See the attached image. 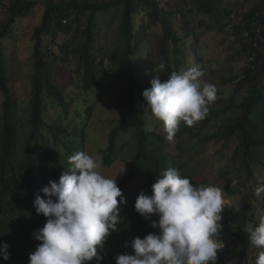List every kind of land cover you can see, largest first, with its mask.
<instances>
[{"label":"trees","instance_id":"trees-1","mask_svg":"<svg viewBox=\"0 0 264 264\" xmlns=\"http://www.w3.org/2000/svg\"><path fill=\"white\" fill-rule=\"evenodd\" d=\"M241 1L0 0L4 12L0 16V246L7 243L10 254L8 260L0 255V264H28L29 253L39 243L33 232L46 222L36 213L34 200L37 195L44 197L42 188L50 180L58 181L68 171V157L77 151L95 157L106 176L109 167L129 157L117 182L125 201L119 204L123 220L120 230L111 233L103 249L98 248L103 256L100 264H116L117 254L133 252V238L159 232L135 211L134 204L140 193L153 194L151 186L163 170L175 168L195 186L213 185L200 180V167L208 168L214 161L198 159L204 149L196 148L213 139L223 148L232 138L236 142L227 162L214 168V185L229 196L240 195L247 206L256 203L264 212V194L254 195L264 182V0H251L249 8L238 14L240 23L231 26L235 5ZM37 6L43 10L34 26ZM227 27L239 42L238 52L248 54L250 67L222 81L235 84L231 98L224 100L217 92L203 120L192 127L181 124L174 138L167 140L162 122L145 110L142 96L157 75L156 65L165 64L159 73L162 81L193 65L212 76L202 54V37L213 30L221 34ZM122 83L126 97L117 102L120 113L114 126L102 133L107 145L93 152L88 148V131L95 127L97 101ZM21 89L27 93L25 99ZM239 94L242 98L237 102ZM217 120L221 123L216 130L204 132ZM244 184L250 185L248 190H242ZM223 214L222 230L237 236L232 264L256 261L259 253L251 256L247 231L241 232L249 216L240 224L237 208L226 207ZM258 222L253 220V225ZM226 257L219 256L217 264H229Z\"/></svg>","mask_w":264,"mask_h":264},{"label":"clouds","instance_id":"clouds-1","mask_svg":"<svg viewBox=\"0 0 264 264\" xmlns=\"http://www.w3.org/2000/svg\"><path fill=\"white\" fill-rule=\"evenodd\" d=\"M164 69L163 61L156 65L157 75L142 96L147 101L145 110L162 122L166 139L171 141L181 124L192 127L206 117L218 90L202 79L205 73L198 65L172 72L162 81L159 73ZM145 131L151 129L145 127ZM67 165L68 171L58 181L50 180L42 188L44 197L37 195L34 200L36 213L46 222L33 232L39 243L29 253L28 264H89L93 260L100 264L103 256L98 248L103 249L111 233L120 230L119 204L125 201L116 178L102 174L101 163L84 151L69 156ZM151 187L153 194L140 193L134 208L159 232L133 238V252L117 254L116 264H217L218 250L223 247L220 221L226 207L221 188L195 186L175 168L163 170ZM261 194L264 182L254 193ZM247 239L264 249V215L247 230ZM0 255L9 259L7 243L0 246ZM255 264H264V251Z\"/></svg>","mask_w":264,"mask_h":264},{"label":"rangeland","instance_id":"rangeland-1","mask_svg":"<svg viewBox=\"0 0 264 264\" xmlns=\"http://www.w3.org/2000/svg\"><path fill=\"white\" fill-rule=\"evenodd\" d=\"M8 0H5L7 2ZM251 4V0L244 1L242 0L240 4L235 5V18L232 19L231 26L240 23V18L238 14H242L245 12ZM3 8L0 6V16L4 15L2 11ZM42 7L37 6L35 9V16L32 18L33 25H37L39 23ZM3 12V13H2ZM156 27L152 31H156ZM159 35V33L157 32ZM153 42L157 45L158 37L154 36ZM203 42H202V54L209 61V67L212 68L214 74L212 76H204L203 80L215 84L217 87V92L221 94V97L224 100H227L233 96V91L235 88V84L227 83L223 84L222 81L224 79L229 78L231 75L240 74L242 75L244 71L250 67L249 57L247 53H239L238 50L240 48L239 42L235 40L232 35V29L227 27L223 33L219 34L215 30L210 33L203 34ZM27 56L26 53L23 54V58ZM188 58H191V53H187ZM126 85L125 84H115L110 90L107 92H103L100 97L101 99L97 101V109L96 114L93 118L94 128L90 129L88 132V137L91 141L89 143L88 148L93 152H97L100 146H106L107 137L103 136L102 133L104 131L108 132L113 126L115 121L119 115V106L118 101L124 97H126ZM20 95L23 99L27 97V93L25 89L20 90ZM242 98V95H238L236 97V101L239 102ZM217 100V99H216ZM220 120L216 121L215 124L209 125L207 128H204V132H211L217 129V126L220 124ZM102 143V144H101ZM234 138L231 139L227 146L222 147V144L218 143L216 139L211 140L208 143H202L198 145L196 148L202 147L204 149L203 153L198 154V159L201 160H213L212 165L210 167H200L201 181H210L213 183L217 179V171L214 169L217 166H223L227 162V158L229 153L235 146ZM224 150V152H223ZM129 157H125L123 161L115 163L113 166L109 167L106 171H109L107 177L116 178V182H119L121 176L124 174L127 166V161ZM216 160L225 161L224 163H219ZM250 185L244 184L241 185L242 190H248ZM223 192V198L225 201V205L228 209L237 208V211L241 212L240 224L243 220V217L249 216L246 219V224L242 227L241 232H246L250 227H254L253 220H259L261 215H264L262 208L256 205V203H252L250 206H247L248 202L245 203L242 201L240 195L238 196H229L225 190L221 189ZM225 207V208H226ZM225 214L222 213V220L220 223L222 224V229L225 226ZM251 256H256L257 252L260 253L264 251L262 248H256L252 246ZM236 257V250L229 253L226 257V260L229 264H232ZM249 264H255L253 258L250 260Z\"/></svg>","mask_w":264,"mask_h":264},{"label":"built area","instance_id":"built-area-1","mask_svg":"<svg viewBox=\"0 0 264 264\" xmlns=\"http://www.w3.org/2000/svg\"><path fill=\"white\" fill-rule=\"evenodd\" d=\"M219 239L223 242L222 249L218 250L217 258L219 256L226 257L231 251L235 249V243L237 236L233 234L231 231H221Z\"/></svg>","mask_w":264,"mask_h":264}]
</instances>
